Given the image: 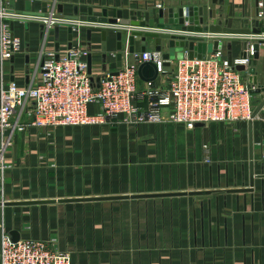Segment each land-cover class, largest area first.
Wrapping results in <instances>:
<instances>
[{
    "label": "crops",
    "instance_id": "crops-1",
    "mask_svg": "<svg viewBox=\"0 0 264 264\" xmlns=\"http://www.w3.org/2000/svg\"><path fill=\"white\" fill-rule=\"evenodd\" d=\"M12 1L14 14L25 13L30 3L35 14L46 4L50 14L61 12L64 17H87L90 11L101 16L107 10L109 17L122 12L125 19L158 11L159 6L206 1L205 19L209 10L224 18L231 10V28H242L246 20L253 28L256 10L255 0H225L224 6L214 5V0H0V11H11ZM6 22L24 49L7 63L0 60V89L10 83L37 84L40 54L56 50L55 32L45 40L39 21L12 17ZM67 29L61 27L60 49L69 46ZM82 34L86 37L87 29ZM229 42L224 40L222 49L228 62ZM231 42L233 61L241 59L244 41ZM101 45V31L95 30V77L105 73ZM116 46V34L110 31L108 72L117 68ZM154 51L155 41L148 40L147 52ZM136 52H141L140 39ZM260 57L250 68H258L264 84V46ZM171 78L161 76L154 85L165 86ZM147 87L139 81L140 90ZM261 101V95H254L255 110ZM89 112L97 114L99 108L90 107ZM31 123V118L24 119L27 131L15 132L0 157V203L56 202L1 207L0 252L3 237L12 240L15 231L21 240L45 241L70 253L72 264H264V112L253 120V160L249 122L193 130L122 120L85 128H35ZM252 163L253 192L234 193L250 189ZM103 197L129 199L59 202Z\"/></svg>",
    "mask_w": 264,
    "mask_h": 264
},
{
    "label": "built area",
    "instance_id": "built-area-1",
    "mask_svg": "<svg viewBox=\"0 0 264 264\" xmlns=\"http://www.w3.org/2000/svg\"><path fill=\"white\" fill-rule=\"evenodd\" d=\"M4 13L0 11V60L7 63L23 53L24 44L6 22L12 17L3 16ZM44 23L47 40L58 24L52 19ZM82 30L74 27L72 48L41 52L37 84L34 80L27 87L16 83L1 87V159L11 146L13 134L27 131L23 124L27 117L35 128L108 126L122 120L132 125L171 123L193 130L197 124L234 125L254 120V88L244 73L236 70L239 65L250 67L255 55L252 44L246 51L247 59H238L232 65L223 60L222 50L205 60H191L186 53L182 60L173 62L168 84L157 87L155 82L147 83L148 87L140 90L138 69L144 63L156 64L159 77L171 75L163 67V54L156 51L130 54L125 49L118 75L106 71L95 77L89 73L91 51ZM93 106L99 108L94 115L89 112ZM0 260L1 264H72L70 253L61 252L45 241L14 243L6 235L1 243Z\"/></svg>",
    "mask_w": 264,
    "mask_h": 264
},
{
    "label": "water",
    "instance_id": "water-1",
    "mask_svg": "<svg viewBox=\"0 0 264 264\" xmlns=\"http://www.w3.org/2000/svg\"><path fill=\"white\" fill-rule=\"evenodd\" d=\"M214 5H225V0H214ZM14 1L11 2V11H6L3 16L18 18L25 21H39L43 23L41 28L42 37L45 34L46 21H54L58 25L54 28L55 38L57 41L56 51L60 49V36L61 27L66 26L68 29V48H72V41L74 38V27H81L87 29L86 39L88 42L89 51H91L88 57L89 73L92 74L93 68V53H92V40L93 31H101V51H102V63L103 71H107L108 57V33L110 31L116 34V59L117 68L113 75H118L123 67V53H124V36L127 38V49L130 54L136 52V39L141 40V52L145 53L148 48V40L155 41V51L163 54L165 69H170L173 62L180 61L184 56L188 55L191 60L207 59L209 54H216L223 49L224 40H230L227 45L229 51V63L233 64L232 57V40L244 41L242 44L241 59H247V49L249 44L254 48V60L260 61L261 46H264V0H255V22L254 27H251V21H244L242 28H231L230 17L231 10L228 11L225 18L224 15H218L217 11L209 10L208 19H205V13L207 9L206 1H199L197 4L182 1L176 5L170 7L160 6L158 11L155 9L148 10L141 14L136 13L133 17L125 19L122 12H118L114 18L109 17L107 10L102 12L101 16H94L93 11L89 12L87 17L79 18L64 17L61 12L54 14L53 16L48 12L47 5H43L42 12L35 14L32 12L31 4L27 3L25 13L14 14L15 6ZM262 12V13H261ZM263 16V18H262ZM263 19V20H262ZM29 34L27 39L29 40ZM213 39V42H208ZM236 70L240 73H248L249 84L254 88L252 90L253 95H261L262 101L254 112L253 118L261 114L264 108V84L261 83L262 77L258 68H248L243 65L236 67ZM139 79L145 83H154L160 76L159 67L154 63H144L139 66L138 69ZM100 79H97L99 83ZM196 126L204 127V124H197ZM250 126V153L251 160L254 159V142H253V121L249 122ZM252 166V181L250 189L233 191L236 194L252 193L254 188L255 174ZM201 194V193H196ZM170 196V195H161ZM176 196V195H175ZM141 198V197H133ZM129 197H103V198H88V199H76V200H61L60 203L71 202H89V201H115L126 200ZM56 201H27V202H14V203H0V208L5 206H34L54 204ZM12 242L17 243L21 240L19 233H11Z\"/></svg>",
    "mask_w": 264,
    "mask_h": 264
},
{
    "label": "rangeland",
    "instance_id": "rangeland-1",
    "mask_svg": "<svg viewBox=\"0 0 264 264\" xmlns=\"http://www.w3.org/2000/svg\"><path fill=\"white\" fill-rule=\"evenodd\" d=\"M184 57H185V56H184ZM177 61H178V60H177ZM171 71H172V70H170V69H169L168 73H169V74H172V72H171Z\"/></svg>",
    "mask_w": 264,
    "mask_h": 264
}]
</instances>
